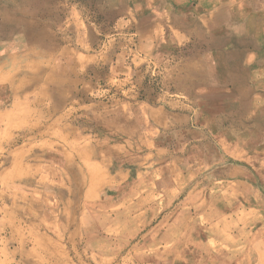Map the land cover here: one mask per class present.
I'll use <instances>...</instances> for the list:
<instances>
[{
  "label": "rangeland",
  "instance_id": "rangeland-1",
  "mask_svg": "<svg viewBox=\"0 0 264 264\" xmlns=\"http://www.w3.org/2000/svg\"><path fill=\"white\" fill-rule=\"evenodd\" d=\"M188 1L0 0V246L29 254L8 264H218L195 217L237 211L264 241V48L249 93L205 88V47L169 23Z\"/></svg>",
  "mask_w": 264,
  "mask_h": 264
},
{
  "label": "crops",
  "instance_id": "crops-1",
  "mask_svg": "<svg viewBox=\"0 0 264 264\" xmlns=\"http://www.w3.org/2000/svg\"><path fill=\"white\" fill-rule=\"evenodd\" d=\"M197 2L195 6H192L194 5L192 3L191 6H184L180 10L177 9L176 13L169 15L170 27L176 33L175 40L179 41V45L183 46L197 43L205 47L201 60L203 63L210 64V67H207L208 72L204 75L209 87L204 86L205 88L220 87L222 90L217 91L225 95L249 93V79L251 76H255L256 71L260 68L262 62L260 58L263 56L264 0H199L198 3L201 5L197 4ZM158 44H161L160 39ZM186 62L193 68H196L197 64H199L198 59L194 56L189 57ZM218 71L221 74L218 75L217 73L216 85L211 84L209 82L212 79L211 72ZM189 77L192 80L191 83L195 92L198 76L195 77L192 74ZM235 78H239L242 81L234 82ZM148 115L149 121L157 128L161 127L163 123L165 125L164 120L168 117L173 121L174 125L181 126L183 122L187 124L183 114H168V111L163 108L152 112L149 110ZM147 133L149 134L148 130ZM66 141L68 142V137L67 140L66 138L63 139V143ZM127 176L123 172H116L115 176L109 177L107 184H111L113 187L121 185ZM68 177L67 174L65 182L63 179V186L66 183L68 185ZM181 178L176 182V185L181 183ZM199 184V182L191 183L189 192L196 191L197 193ZM80 185L81 183L78 181V190ZM223 189V193H230L227 184L224 185ZM235 195L238 198L242 197L240 193H235ZM189 197H194V194H189ZM81 200L84 202V199ZM203 200L207 201V198L204 197ZM66 204L68 205V203ZM1 212L3 211H0V223L7 220L10 221L9 216L2 215ZM239 212L227 213L211 219L207 216H196L195 221L201 226H203L204 221L209 225L208 227L204 226L205 231L204 229L202 230L205 234L201 235L198 233L193 238L194 249L192 252L195 251V255L198 257L203 255L214 257L215 253L222 249L221 262L218 264H264L261 218L256 216V214L246 215ZM144 220L145 222L153 221L148 216L143 217L142 221ZM14 222H17V220L15 219ZM68 224L69 222H67V227ZM22 232L26 231L23 230ZM216 232L223 234L224 237L217 236ZM23 237L26 236L23 235ZM21 249L14 248L13 251H7L5 247L2 248L0 246V264L12 263L13 259L14 261L21 260L23 255L25 257L28 254L27 251L23 254ZM174 253L180 255L185 252L183 249L180 251L175 249ZM1 254H3V257H1ZM4 255H9L10 257L7 256L5 258ZM197 264H200V262Z\"/></svg>",
  "mask_w": 264,
  "mask_h": 264
}]
</instances>
